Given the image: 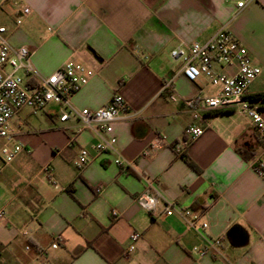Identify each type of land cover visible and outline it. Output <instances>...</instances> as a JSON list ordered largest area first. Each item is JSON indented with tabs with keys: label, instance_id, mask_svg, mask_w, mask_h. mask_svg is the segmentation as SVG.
<instances>
[{
	"label": "crops",
	"instance_id": "crops-1",
	"mask_svg": "<svg viewBox=\"0 0 264 264\" xmlns=\"http://www.w3.org/2000/svg\"><path fill=\"white\" fill-rule=\"evenodd\" d=\"M238 1L0 0V25L11 30L13 46L33 52L40 76L70 60L92 70L75 106L98 110L119 94L131 110L114 125L127 168L114 163L115 154H98L95 136L80 131L77 121L61 122L57 104L42 115L22 110L13 118L11 133L30 152L0 171V211L6 213L0 264H264V180L254 170L264 162V139L251 119L214 112L183 155L173 148L193 123L185 101L215 96L220 87L177 75L181 63L171 52L205 43L224 27L262 70L250 94L264 117V100L255 99L264 94V0L236 15ZM20 5L32 13L15 27ZM224 71L233 74L235 67ZM174 76L173 89L165 90ZM157 136H166L167 146L149 152ZM82 149L92 161L78 169L74 160ZM146 178L180 210L201 215L196 230L177 213L164 215L161 204L157 214L139 206ZM134 231L141 239L129 254ZM234 232L239 246L229 242ZM58 235L64 244H57ZM219 238L222 246L204 255L194 251Z\"/></svg>",
	"mask_w": 264,
	"mask_h": 264
},
{
	"label": "built area",
	"instance_id": "built-area-1",
	"mask_svg": "<svg viewBox=\"0 0 264 264\" xmlns=\"http://www.w3.org/2000/svg\"><path fill=\"white\" fill-rule=\"evenodd\" d=\"M257 0H239L237 14L244 11ZM29 6L20 5V16L15 19L14 26L20 27L23 18L30 16ZM11 30L0 25V171L16 158L23 150L30 152L22 143L15 140L11 133V122L22 110H29L33 115H42L52 104L59 106L61 122L75 120L80 124V131L88 130L96 138L94 149L98 154H115L114 163L127 168L131 163L123 162L118 151V138L114 125L127 118L131 110L127 101L115 94L109 104L98 110L80 109L73 103L74 96L86 86L93 75L92 70L85 64L68 61L48 77L40 76L33 64L31 52L27 47H15L10 42ZM171 57L181 63L177 75H183L188 81L196 82L205 79L220 91L215 96H197L186 100L185 105L193 114V123L188 126L183 137L174 144L178 155H183L191 143L199 139L205 132L207 118L214 112L238 111L249 117L254 127L264 139V117L257 103L250 94V87L261 75L248 49L229 31L222 28L216 35L205 43L180 44L172 50ZM235 67L233 74L226 73L224 68ZM176 76L165 82L164 89L172 90ZM172 100L176 95L172 94ZM167 146L166 136H157L150 144L149 152L157 151ZM92 161L87 149H82L74 160L78 169H83ZM255 172L264 180V162L254 167ZM48 180L56 185L53 176L48 173ZM147 189L137 197L139 206L150 214H157L158 206L164 207L163 214L174 216L179 214L189 226L196 230L201 215L191 209L180 210L176 204L169 201L159 190L156 182L145 179ZM102 193V188L96 189ZM116 212L113 216H117ZM0 220H6V213L0 211ZM204 229L208 223H203ZM141 239V233L134 231L129 237L128 253L136 250V244ZM56 242L64 244L62 235ZM222 238L215 239L205 248H194V251L204 255L209 249L223 245Z\"/></svg>",
	"mask_w": 264,
	"mask_h": 264
},
{
	"label": "water",
	"instance_id": "water-1",
	"mask_svg": "<svg viewBox=\"0 0 264 264\" xmlns=\"http://www.w3.org/2000/svg\"><path fill=\"white\" fill-rule=\"evenodd\" d=\"M229 242L232 246H239L242 242L241 235L237 232L232 233Z\"/></svg>",
	"mask_w": 264,
	"mask_h": 264
},
{
	"label": "trees",
	"instance_id": "trees-1",
	"mask_svg": "<svg viewBox=\"0 0 264 264\" xmlns=\"http://www.w3.org/2000/svg\"><path fill=\"white\" fill-rule=\"evenodd\" d=\"M256 100H264V94H261L257 97H255ZM191 167L195 168V166L193 165V163H189Z\"/></svg>",
	"mask_w": 264,
	"mask_h": 264
}]
</instances>
